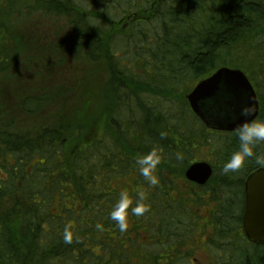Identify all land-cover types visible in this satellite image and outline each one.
Listing matches in <instances>:
<instances>
[{"label": "trees", "instance_id": "trees-1", "mask_svg": "<svg viewBox=\"0 0 264 264\" xmlns=\"http://www.w3.org/2000/svg\"><path fill=\"white\" fill-rule=\"evenodd\" d=\"M21 4L28 16L39 8L66 15L73 38L46 34L29 18L19 26ZM102 5L0 0V264H189L194 245L211 251L208 264H264V244L242 227L245 182L261 166L250 160L224 174L235 131L207 126L187 99L218 68H238L264 119V0ZM72 60L82 71L69 75ZM160 100L173 110L155 113ZM20 113L28 115L22 124ZM205 147L214 156L209 183L182 191L177 179ZM153 149L156 186L136 164ZM256 151L264 155V144ZM122 190L133 206L143 192L148 209L130 215L125 232L109 218ZM211 204L207 226L202 209Z\"/></svg>", "mask_w": 264, "mask_h": 264}, {"label": "water", "instance_id": "water-1", "mask_svg": "<svg viewBox=\"0 0 264 264\" xmlns=\"http://www.w3.org/2000/svg\"><path fill=\"white\" fill-rule=\"evenodd\" d=\"M193 112L209 127L235 131L244 121L240 109L244 104L259 114L256 90L247 74L238 68L223 66L199 81L187 95ZM213 173L207 161L192 163L186 176L189 180L205 184ZM246 237L256 244H264V167L257 169L245 184V208L242 217Z\"/></svg>", "mask_w": 264, "mask_h": 264}, {"label": "clouds", "instance_id": "clouds-1", "mask_svg": "<svg viewBox=\"0 0 264 264\" xmlns=\"http://www.w3.org/2000/svg\"><path fill=\"white\" fill-rule=\"evenodd\" d=\"M255 108L251 104H244L240 109V115L244 121L235 129L238 147L231 153L229 159L224 163L222 172L224 174L239 171L247 161L254 160L255 163L264 167V155L258 154L256 149L264 144V119L254 116ZM161 162V156L156 149L142 154L136 158L140 174L150 186H156L159 181L154 175L155 170ZM140 202L133 206V199L129 191L122 190L119 193L117 202L113 206L109 218L115 222L120 232L127 231L129 227V216H142L148 209L143 203L145 194L139 193ZM97 229L103 230L102 224L96 225ZM72 233L65 231V243H72Z\"/></svg>", "mask_w": 264, "mask_h": 264}, {"label": "rangeland", "instance_id": "rangeland-1", "mask_svg": "<svg viewBox=\"0 0 264 264\" xmlns=\"http://www.w3.org/2000/svg\"><path fill=\"white\" fill-rule=\"evenodd\" d=\"M19 1L21 2V0H19ZM38 2H39V0H27V3L29 4L30 7H31V5H34V7H37ZM76 2L78 5H80L81 8L83 7L85 9H95V10H102L103 9V5H102L103 0H76ZM18 7H19V5H18ZM28 11L29 10H26L25 7L23 10H21V12H19V10L17 12V9H15L13 11V12H15L13 19H16L19 21L17 23V24H19V26H22L25 22H27L26 20L29 18L28 19L29 21L31 19L34 20L35 22L33 21V23L38 24L41 27V31H44L46 34H51V33L58 31L62 35H64L67 39H69V37L73 38V36L71 35V32L69 31V28L67 27L68 17L66 15H64V14L58 15V14H55L53 12L49 13V11L47 12L46 10L39 8V9H33V14L30 13V15L31 14L32 15L28 16L27 14H29V12H30V11L29 12ZM27 27L31 28V27H34V25L30 24V25L26 26L25 28L27 29ZM25 28H24V30H25ZM30 32L31 31L25 30L23 32V34H25V36H26ZM44 62H46V61H42V63H44ZM78 68L81 69V71H82V60H79V62L77 60H72V62L69 65V68L67 67V69H68L67 74L72 75L74 71L76 73H78ZM57 70H59V69H57ZM67 74L65 72H64V74H60L59 71H57V76H59V77L63 76L62 81H66L69 78ZM197 81H199V80H197ZM67 82L69 83L68 80H67ZM43 88H44V85H41L40 89H42V91H43ZM185 97H186V95H185ZM173 108H174V106L168 107L167 102L165 100H160L159 106L155 110V113H158L157 111H159V110H161V112L163 113L164 111H167V109L173 110ZM27 116H28L27 114H21V113L19 114V117L22 120V121H20L21 124L25 121ZM27 122L25 123V126H29V125H27ZM10 130H12V128ZM196 155H197L196 159H202L203 161H209V160L211 161V158L214 157V156H212L213 153L210 151V149H208L206 147L203 149H198ZM180 187L181 186H179V188ZM181 189H182V191H184L183 187ZM214 205L215 204H211V206H214ZM203 211L205 214V209H203ZM212 248H214L213 245H212ZM185 251H186V249H185ZM193 258H196L197 262L200 264H208L210 262V260L212 259V253H211V251L209 252L208 250H206V251H203L202 249L197 250V252L195 254L193 253L189 257V261L192 262ZM189 261L187 262L189 264H198L196 262L191 263Z\"/></svg>", "mask_w": 264, "mask_h": 264}, {"label": "flooded vegetation", "instance_id": "flooded-vegetation-1", "mask_svg": "<svg viewBox=\"0 0 264 264\" xmlns=\"http://www.w3.org/2000/svg\"><path fill=\"white\" fill-rule=\"evenodd\" d=\"M187 170V169H186ZM186 170H185V175H184V177L185 178H182L181 180H180V178H178L177 179V182H179L181 185H179V186H181V188L184 186L187 190H189L190 192H194V191H201L202 190V187L204 186V185H206V184H208L209 183V181L206 183V184H199V183H197V182H195V181H192V180H189L187 177H186ZM210 180V179H209ZM182 182H184V184H182ZM176 189H177V187H176ZM207 198L209 199V197L207 196ZM207 202H210V201H207ZM203 209H205V214H204V216H205V218H204V220H205V223H208L207 224V226H211L212 225V222H211V212H212V210L214 209V206H211V205H208V206H203ZM203 209H202V211H203ZM206 226V227H207ZM206 232L207 233H211L212 232V227H210V228H208V230H206ZM205 235V233L203 234V236ZM206 237H203V240L204 241H206ZM192 245V244H191ZM191 247V246H190ZM192 247H194L195 249H198V250H203V251H206L207 249H206V247H200V246H192ZM198 263L197 262V259L196 258H193V261L191 262V263ZM198 264H200V263H198Z\"/></svg>", "mask_w": 264, "mask_h": 264}]
</instances>
